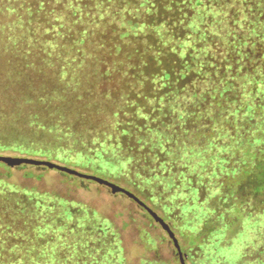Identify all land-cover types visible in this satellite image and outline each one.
<instances>
[{"label": "trees", "instance_id": "16d2710c", "mask_svg": "<svg viewBox=\"0 0 264 264\" xmlns=\"http://www.w3.org/2000/svg\"><path fill=\"white\" fill-rule=\"evenodd\" d=\"M0 150L121 182L192 264H264V0H0ZM15 170L50 171L0 172V264H125L107 217Z\"/></svg>", "mask_w": 264, "mask_h": 264}, {"label": "rangeland", "instance_id": "374dc122", "mask_svg": "<svg viewBox=\"0 0 264 264\" xmlns=\"http://www.w3.org/2000/svg\"><path fill=\"white\" fill-rule=\"evenodd\" d=\"M0 155L45 159L40 158L39 156H27L14 150H0ZM53 162L73 168L79 172L91 174L74 166L56 161ZM6 168L5 165L0 163V172L2 174H6ZM19 168L32 170V168L38 167L28 166ZM58 173L59 172L56 170H50L43 174L41 179L35 180V178L26 177L24 175V170H15L12 171L9 177L4 178L20 189H34L36 191L47 192L50 194L67 196L71 200L83 202L94 208L104 217H107L119 234L125 264H141L142 259L158 261L161 264H180L176 249L167 233L164 232L163 229L134 202L128 200L122 195H112L107 188L98 184L91 185L89 190H76L74 186L68 185ZM109 181L125 187L121 182ZM142 201L170 225L172 231L175 233L182 252L185 254V263L192 264L191 258L188 257L189 251L187 244L171 226V223H169L163 217L162 213L157 211L150 203L143 199ZM143 233H146L145 237L150 238L151 242L146 241L145 243V241L141 240Z\"/></svg>", "mask_w": 264, "mask_h": 264}, {"label": "water", "instance_id": "95a60500", "mask_svg": "<svg viewBox=\"0 0 264 264\" xmlns=\"http://www.w3.org/2000/svg\"><path fill=\"white\" fill-rule=\"evenodd\" d=\"M0 163L15 169L19 167H38V168H47L49 170H56L58 172H62L64 174H67L71 177H76L80 179H84L87 181L94 182L95 184H98L102 187H105L109 190L110 194L112 195H122L128 200L134 202L138 207H140L142 210H144L155 223H157L164 232L167 233L168 237L172 241L177 255H178V261L180 264H186L185 263V254L182 252L178 240L175 236V233L172 231L170 225L161 217L159 216L154 210H152L147 204H145L140 198H138L134 193H132L130 190L117 185L116 183H113L105 178L79 172L73 168L57 164L53 161L45 160V159H35L31 157H12V156H5L0 155Z\"/></svg>", "mask_w": 264, "mask_h": 264}]
</instances>
